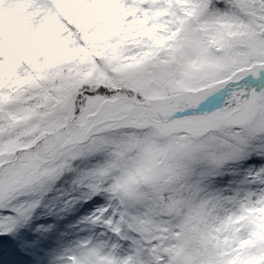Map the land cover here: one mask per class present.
<instances>
[{
  "label": "snow or ice",
  "instance_id": "obj_1",
  "mask_svg": "<svg viewBox=\"0 0 264 264\" xmlns=\"http://www.w3.org/2000/svg\"><path fill=\"white\" fill-rule=\"evenodd\" d=\"M0 264H264V0H0Z\"/></svg>",
  "mask_w": 264,
  "mask_h": 264
}]
</instances>
